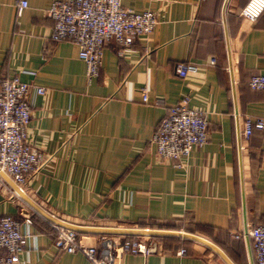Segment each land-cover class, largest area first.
I'll use <instances>...</instances> for the list:
<instances>
[{"label":"crops","instance_id":"crops-1","mask_svg":"<svg viewBox=\"0 0 264 264\" xmlns=\"http://www.w3.org/2000/svg\"><path fill=\"white\" fill-rule=\"evenodd\" d=\"M19 1L0 0V78L30 84L27 139L48 158L24 194L65 223L181 232L216 247L141 236L157 240L163 252L122 253L118 264H256L250 239L235 235L264 224V129L240 139L244 118L264 116V88L247 84L264 75V11L249 22L239 15L248 0H122L135 12L152 11L158 22L127 48L107 43L88 83L78 46L50 38L46 10L53 0H26L17 13ZM179 62L196 72L179 77ZM183 97L202 113L208 133L177 165L157 157L151 137ZM5 177L0 217L30 215L32 222L23 227L29 236L19 264H89L53 245L52 222L9 195L13 182ZM77 233L89 244L100 235ZM179 248L187 253L176 255Z\"/></svg>","mask_w":264,"mask_h":264},{"label":"built area","instance_id":"built-area-1","mask_svg":"<svg viewBox=\"0 0 264 264\" xmlns=\"http://www.w3.org/2000/svg\"><path fill=\"white\" fill-rule=\"evenodd\" d=\"M122 0H53L46 14L53 20L50 38L53 41L70 40L78 46V58L85 65V79L90 83L98 76L102 64L103 49L113 41L127 48L138 36H149L158 20L152 11L135 12L122 5ZM27 6L26 0L17 3V13ZM264 11V0H248L239 15L249 22L255 21ZM215 64V58L209 60ZM193 64L179 62L175 72L179 77L196 72ZM252 89L264 88V75H253L247 82ZM30 84L18 76L0 78V172L7 175L16 187L24 192L30 179L47 162V156L35 149L27 139V126L31 111L27 101ZM35 92L43 94L44 89L36 87ZM142 101H147L141 92ZM253 129H264V116L246 117L240 139L246 140ZM207 121L202 113L188 105L183 97L170 106L151 137V143L160 160H169L180 165L194 147L202 146L207 140ZM238 145L239 149H242ZM0 184H2L0 176ZM9 195L19 197L9 189ZM30 215L17 220L12 216L0 217V264H19L24 250V241L29 231L24 225H31ZM51 226L57 234L53 245L67 253H81L89 264H118L122 253L149 255L161 253V244L145 237L125 238L115 241L114 237L100 234L97 243L89 244L85 236L74 230ZM112 228H131L114 226ZM250 239L256 264H264V224L249 225L235 237ZM187 253L179 248L176 255Z\"/></svg>","mask_w":264,"mask_h":264},{"label":"water","instance_id":"water-1","mask_svg":"<svg viewBox=\"0 0 264 264\" xmlns=\"http://www.w3.org/2000/svg\"><path fill=\"white\" fill-rule=\"evenodd\" d=\"M1 176L5 177L4 173H1ZM6 178V177H5ZM9 181V180H8ZM10 184L13 186L15 192H18L17 194L27 202L36 212H38L40 215L51 221L52 223L63 227L67 228L70 230H74L77 232H83V233H91V234H103V235H130V236H136V237H141V236H161V235H167V236H177V237H183L192 241H198L206 246L216 248L214 245H212L210 242L192 235V234H187V233H181V232H169V231H155V230H144V229H133V228H126V229H121V228H112V227H85V226H78V225H73L70 223H65L61 220H58L54 218L52 215L46 213L43 211L39 206H37L34 202H32L25 194L24 192L20 191L11 181H9Z\"/></svg>","mask_w":264,"mask_h":264},{"label":"rangeland","instance_id":"rangeland-1","mask_svg":"<svg viewBox=\"0 0 264 264\" xmlns=\"http://www.w3.org/2000/svg\"><path fill=\"white\" fill-rule=\"evenodd\" d=\"M147 237H145V239H146Z\"/></svg>","mask_w":264,"mask_h":264},{"label":"bare ground","instance_id":"bare-ground-1","mask_svg":"<svg viewBox=\"0 0 264 264\" xmlns=\"http://www.w3.org/2000/svg\"><path fill=\"white\" fill-rule=\"evenodd\" d=\"M18 193V192H17ZM19 194V193H18Z\"/></svg>","mask_w":264,"mask_h":264},{"label":"trees","instance_id":"trees-1","mask_svg":"<svg viewBox=\"0 0 264 264\" xmlns=\"http://www.w3.org/2000/svg\"><path fill=\"white\" fill-rule=\"evenodd\" d=\"M32 216V215H31Z\"/></svg>","mask_w":264,"mask_h":264}]
</instances>
